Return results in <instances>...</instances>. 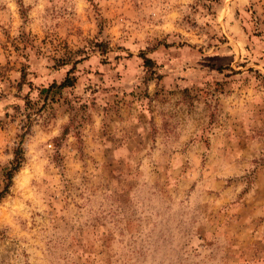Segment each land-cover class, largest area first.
I'll return each instance as SVG.
<instances>
[{
    "label": "rangeland",
    "instance_id": "374dc122",
    "mask_svg": "<svg viewBox=\"0 0 264 264\" xmlns=\"http://www.w3.org/2000/svg\"><path fill=\"white\" fill-rule=\"evenodd\" d=\"M0 264H264V0H0Z\"/></svg>",
    "mask_w": 264,
    "mask_h": 264
},
{
    "label": "trees",
    "instance_id": "16d2710c",
    "mask_svg": "<svg viewBox=\"0 0 264 264\" xmlns=\"http://www.w3.org/2000/svg\"><path fill=\"white\" fill-rule=\"evenodd\" d=\"M10 175V173H8V176Z\"/></svg>",
    "mask_w": 264,
    "mask_h": 264
}]
</instances>
